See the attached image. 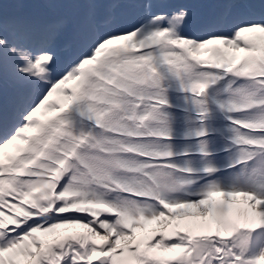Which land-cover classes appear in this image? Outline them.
<instances>
[{"label":"snow or ice","instance_id":"1","mask_svg":"<svg viewBox=\"0 0 264 264\" xmlns=\"http://www.w3.org/2000/svg\"><path fill=\"white\" fill-rule=\"evenodd\" d=\"M0 264H264V0H0Z\"/></svg>","mask_w":264,"mask_h":264}]
</instances>
